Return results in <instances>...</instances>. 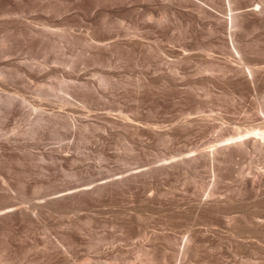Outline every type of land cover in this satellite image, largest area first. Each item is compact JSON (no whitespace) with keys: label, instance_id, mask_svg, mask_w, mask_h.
<instances>
[{"label":"rangeland","instance_id":"374dc122","mask_svg":"<svg viewBox=\"0 0 264 264\" xmlns=\"http://www.w3.org/2000/svg\"><path fill=\"white\" fill-rule=\"evenodd\" d=\"M234 2L224 5L222 0H192L188 9L179 6L176 20L154 26L142 20L143 11L163 15L166 10L143 0H133L126 8H113L112 0H0V207L5 208H0V264H144L143 248L153 254L156 264H264V239L260 241L263 245L256 239L249 244V239L235 241L226 214L205 213L195 204L212 192L222 200H244L246 204L237 207L240 210L244 205L242 211L230 214L236 215L232 226L239 231L255 228L257 234L263 233V225L256 228L248 219L264 205V197H260L264 195V157L257 153L237 156L216 170L223 178L219 184L213 169L203 161L190 167L168 165L184 156H194L220 139L221 126L231 127L225 131L232 133L234 127L242 129L263 122L259 111L264 73L259 83L251 85L242 76L227 72L226 61L235 66L238 63L222 45L224 34L212 31V26L218 23L215 19L227 18L230 7L245 10L264 0ZM49 4L52 12L42 8ZM54 8L60 12L54 14ZM201 9L209 14L200 13ZM118 18L123 22L121 29L114 23ZM106 21L115 24L111 30L103 28ZM48 22L53 33L71 28L82 40L63 44L64 49L57 45L63 49L60 52L56 48V52L49 51L52 44L49 48L47 43L36 45L27 35L28 28L33 24L42 28ZM87 31L107 42L126 43L131 37L137 43L126 45L113 57L82 55ZM239 38L249 47L248 62L264 66V22L249 26ZM148 46L161 48L164 54H153ZM207 67L213 69L212 73L205 70ZM102 77L108 79L106 87L98 84ZM3 80L9 83L6 87ZM11 97L13 105L3 102ZM39 109H45V113ZM36 114L44 119L47 116L48 121L34 125L38 124V120L33 121L38 118ZM186 122L190 125L185 127ZM216 126L219 128H213ZM256 173L261 174L257 176L260 181L253 178ZM245 180H257L254 192L245 190ZM257 190L262 193H255ZM241 193L245 195L239 196ZM257 198L263 200V205L255 209V202L261 201ZM228 213L232 212L228 209ZM190 226L194 240L185 257L178 251L183 243L178 237ZM254 241H258L256 245ZM174 255L185 259L182 262ZM246 257H251L252 263Z\"/></svg>","mask_w":264,"mask_h":264},{"label":"bare ground","instance_id":"6f19581e","mask_svg":"<svg viewBox=\"0 0 264 264\" xmlns=\"http://www.w3.org/2000/svg\"><path fill=\"white\" fill-rule=\"evenodd\" d=\"M79 2H88V1H91V0H78ZM111 1V0H110ZM191 1L192 0H143V2H150V3H152L155 7H158L159 6V8L161 7V8H164L166 11H165V13L163 14V15H156V13H154V12H150V11H147V9L145 10V11H143V14H142V20L145 22H149V23H151L152 25H154V26H160L162 23H171V22H173L174 20H176V14H177V12H178V8H179V6L181 7V8H185V7H187L186 9H188L190 6H189V4L191 3ZM223 1V4L225 5V4H227V5H233V4H235L236 2H234V0H222ZM98 1H95L94 3H95V6H96V4H98L97 3ZM132 2H133V0H112V4H110L113 8H115V6L117 7H120V8H126L127 6H130L131 4H132ZM111 3V2H110ZM92 4V3H91ZM98 6V5H97ZM117 7V8H118ZM42 8H45V10L47 11V12H52V5L51 4H49V5H46V6H43ZM243 8H241V7H230V9L228 10L229 11V13H228V15H227V18H224V19H219V18H217V19H215V21L216 22H218L217 24L215 23V25L214 26H212V31H214V32H216V33H223L224 35H223V43H222V45L228 50V53L230 54V56H232V57H234V59H235V61L238 63V65L237 66H235V65H231V63L229 62V61H226L225 62V68L227 69V72H229V73H232V75H234V76H242V78L245 80V82L247 81L248 83H250L251 85H254L255 83H256V81L257 80H259V77H260V75L262 76V73H264V66H261L260 64L259 65H256V64H252V63H250V62H248V58H247V56H248V53H249V47L248 46H244L243 45V43H242V41L240 40V34L241 33H244V31L249 27V26H251V25H255L256 23H260V22H264V2H256V3H254V4H252V5H250V6H248L247 7V9H245V10H242ZM9 10V9H8ZM53 10H55V11H53L54 12V14H57V13H55V12H57V11H59V10H57L56 11V9L54 8ZM20 11V10H19ZM19 11H17V13L19 12ZM60 12V11H59ZM65 12V11H64ZM68 11L66 10V13H67ZM3 13V12H2ZM12 13V12H11ZM16 13V12H15ZM200 13H202V14H207L208 12L205 10V9H201L200 10ZM4 14V13H3ZM23 14V13H22ZM209 14V13H208ZM9 15V14H8ZM20 15V14H19ZM5 16H6V14H5ZM55 16H57V15H55ZM59 16H60V13H59ZM209 16H211V17H214L212 14H210ZM249 16H253V18H254V20H253V18H252V20H250L249 19ZM9 17V16H8ZM7 17V18H8ZM19 17V16H18ZM21 17V16H20ZM250 17V18H251ZM215 18V17H214ZM21 19V18H20ZM119 19V18H118ZM116 20V19H114V20H116L114 23H116V24H118V25H122L123 24V22H121L120 21V19L119 20ZM9 20V19H8ZM112 20V19H111ZM3 21L4 20H2V23H3ZM12 21V20H11ZM22 22V21H21ZM26 23V22H25ZM44 23V22H43ZM10 23H8L7 24V26L9 25ZM12 24V23H11ZM38 24V23H37ZM42 24V23H41ZM49 22L47 23V24H42L43 25V27L42 28H39L38 27V25H37V27H36V25L35 24H33V27H27L28 29H30V30H28L29 32L27 33V35L29 34V38L31 39V41H33L34 43H36V45H37V43L39 44H41V43H47L46 45L48 46V47H46V48H49L51 45L50 44H52V46H53V48H51L50 47V49H49V51H51V49L53 50L54 48H56L57 49V52H60V50L62 49V48H60L61 47V45H62V47H63V49L65 48V46H63V44H65V45H73V44H76V41L78 40H82V38L81 37H79L78 38V34L76 33V32H74V30H72L71 28H68V30H65V31H63V32H60V31H58V32H60V33H58L57 31H56V33H53L51 30H49V28H51L52 27V25H51V27H49ZM1 25V24H0ZM4 25V24H3ZM22 25V24H21ZM26 25V24H25ZM25 25H23V26H25ZM35 25V26H34ZM115 25V24H114ZM114 25H113V22H108V21H106L104 24H103V28L105 29V30H111V28L112 27H114ZM117 25V26H118ZM2 26V25H1ZM12 26V25H11ZM116 26V27H117ZM119 26V27H120ZM15 27V26H14ZM17 27V26H16ZM20 26H18V28H19ZM7 28V27H6ZM9 28V27H8ZM21 28V27H20ZM25 28V27H24ZM23 28V29H24ZM121 28H123L122 26L120 27V29ZM124 28H125V25H124ZM3 29V28H2ZM2 29H1V31H2ZM23 29H22V31H23ZM114 29V28H113ZM116 29V28H115ZM6 30V29H5ZM11 30V29H10ZM17 30V29H16ZM9 31V30H8ZM19 31V30H18ZM21 31V32H22ZM24 32V31H23ZM27 32V30L25 31V33ZM55 32V31H54ZM10 33V31L7 33V34H9ZM14 33H16V32H14ZM20 33V32H19ZM87 34V36H85L86 38H84L83 39V41H84V44H83V48H81V53H83L82 55H89V56H94V57H97V56H101V55H111L112 57H113V55H116L117 53H118V51L121 49V48H123V47H125L126 45H130V44H134V43H137V40L136 39H131V37H130V39H128V41L126 42V43H123V41L122 42H120L119 40V42H117V41H114V42H107V41H105V40H99L98 39V37L97 38H95L94 37V33L93 32H91V31H87L86 32ZM93 33V34H92ZM18 34V33H17ZM21 34V33H20ZM1 35V34H0ZM11 35H12V33H11ZM10 35V36H11ZM14 35H16V34H14ZM22 35V34H21ZM24 35H26V34H24ZM24 35H22V36H24ZM129 35H131V33L129 34ZM5 36H6V34H5ZM18 36V35H17ZM22 36H20V37H22ZM134 36V35H133ZM7 37V36H6ZM15 37V36H14ZM14 37H12V39H14ZM1 38V37H0ZM16 38H18V37H16ZM24 38H26V37H24ZM21 39V38H20ZM1 40V39H0ZM2 40H4V39H2ZM24 40V43H25V39H23ZM23 40H20V41H18V42H21V41H23ZM28 40V39H27ZM5 41H6V39H5ZM4 41V42H5ZM8 41H10L9 39H8ZM3 42V41H2ZM13 42V41H12ZM9 42H7L6 44H8ZM14 43V42H13ZM12 43V44H13ZM30 43V42H29ZM34 43L32 44V46L34 45ZM3 44V43H2ZM6 44H4V45H6ZM20 44V43H19ZM27 44V43H26ZM25 44V45H26ZM22 46L24 45V44H21ZM20 45V46H21ZM24 45V46H25ZM30 45V44H29ZM29 45H28V47H29ZM45 45V46H46ZM50 45V46H49ZM57 45H60V47L58 46V48H57ZM14 46V45H13ZM21 46V47H22ZM2 47H4V46H2ZM7 47V46H6ZM16 48V47H15ZM17 48H19V46L17 47ZM10 49V48H9ZM11 49H12V47H11ZM10 49V50H11ZM14 49V48H13ZM12 49V51H14ZM23 49H25V48H23ZM56 49H54V51L56 50ZM60 49V50H59ZM62 49V50H63ZM5 50V49H4ZM7 50H8V47H7ZM6 50V51H7ZM26 50V49H25ZM47 50V49H46ZM147 50L149 51V52H151V53H153V54H156V55H162V54H164V50L163 49H161V48H158V47H152V46H148L147 47ZM15 51H17V50H15ZM14 51V52H15ZM1 52H2V48H1ZM56 52V51H55ZM62 52V51H61ZM3 53V52H2ZM16 53V52H15ZM23 53V52H22ZM73 54H74V52H73ZM28 55V54H27ZM30 55V54H29ZM28 55V56H29ZM9 56H10V54H9ZM14 56H16V55H14ZM28 56H25V57H28ZM6 57V56H5ZM7 58V57H6ZM11 58H12V56H11ZM18 58V57H17ZM32 57H31V55H30V59H31ZM9 59V58H8ZM15 59V58H14ZM13 59V60H14ZM22 59V58H21ZM29 59V60H30ZM12 60V59H11ZM11 61V62H14V61ZM8 61V60H7ZM10 61V60H9ZM19 61V60H18ZM24 61V60H23ZM22 63V62H21ZM24 63V62H23ZM29 63V62H28ZM32 63V61H30V64ZM214 64H215V62H213ZM10 64V63H9ZM18 64V63H17ZM67 64H69V63H66V64H64V65H67ZM212 64V62L210 63L209 62V65H211ZM5 65H6V63H5ZM8 65V64H7ZM11 65V64H10ZM24 65V64H23ZM29 65V64H28ZM27 65V66H28ZM1 66V65H0ZM13 67L15 66L14 64L12 65ZM17 66V65H16ZM25 66H26V64H25ZM24 66V67H25ZM5 67V66H4ZM11 67V66H10ZM209 67H211V66H209ZM209 67H207V68H205V70H210V69H212V68H209ZM214 67V66H213ZM14 68H16V67H14ZM29 68H31L30 66H29ZM32 68H33V66H32ZM31 68V69H32ZM9 69V68H8ZM21 69V68H20ZM31 69H29V70H31ZM13 70V69H12ZM34 70V69H33ZM205 70H203V71H205ZM213 70V69H212ZM1 71V70H0ZM4 71V70H3ZM17 71V70H16ZM15 71V72H16ZM19 71H22V70H19ZM25 71V70H24ZM27 71V70H26ZM35 71V70H34ZM29 72V71H28ZM210 72H211V70H210ZM1 73V72H0ZM10 73H11V71H10ZM212 73V72H211ZM25 74H27V73H25ZM29 74H30V72H29ZM28 74V77H29V79H30V75ZM24 75V74H23ZM9 76V75H8ZM17 76V75H16ZM20 76V75H19ZM25 76V75H24ZM22 77V76H21ZM1 78V77H0ZM5 78H7V77H5ZM17 78H19V77H17ZM32 78V77H31ZM263 78V77H262ZM8 79H9V77H8ZM260 79H261V77H260ZM1 80V79H0ZM10 80V79H9ZM19 80V79H18ZM244 80H242V81H244ZM5 80H3V82H4ZM25 81H27L26 79H25ZM24 81V82H25ZM31 81V80H30ZM99 81H101V83H99ZM98 81V84L99 85H102V87H103V85H105V87L107 86L106 84H109V83H107L108 82V79L105 77V78H101L100 80ZM1 82V81H0ZM23 82V81H22ZM244 82V83H245ZM258 83H259V81H257ZM17 83V82H16ZM20 83V82H19ZM64 82L62 81V83L61 84H63ZM247 83V84H248ZM9 84V83H8ZM8 84H5V82H4V86L5 85H8ZM15 84V83H14ZM22 85H23V83H21ZM138 85H140V84H138ZM11 86V85H10ZM28 86V85H27ZM62 86H64V85H62ZM66 86V85H65ZM80 86V85H79ZM79 86H78V88H79ZM86 87H89V86H87V85H85ZM85 86H83V88H85ZM142 86V85H141ZM256 87H257V85H255ZM6 87V86H5ZM24 87H26V85L24 86ZM61 87V86H60ZM93 87V86H92ZM92 87H89V88H92ZM143 87V86H142ZM252 87V86H251ZM2 88H3V86H2ZM10 88V87H9ZM16 88V87H15ZM38 88V87H37ZM59 88V87H58ZM65 88H67V87H65ZM69 88V87H68ZM71 88H73V87H71ZM75 88V87H74ZM80 88H82V87H80ZM93 88H97V87H93ZM101 88V87H100ZM140 88V87H139ZM255 88V87H254ZM17 89V88H16ZM29 89V88H28ZM40 88H38V90H39ZM46 89V88H45ZM4 90V89H3ZM8 90V89H7ZM12 90V89H11ZM18 90V89H17ZM16 90V91H17ZM19 90H21L20 88H19ZM30 90H32V89H30ZM29 90V91H30ZM34 90V89H33ZM42 90V89H41ZM40 90V92H42ZM55 90H57V92H58V89H55ZM61 90H63V88H61ZM8 91H10V90H8ZM14 91V90H13ZM22 91H25V90H22ZM45 91V90H44ZM52 91H54V88L52 89ZM64 91V90H63ZM36 92V91H35ZM47 92V94H48V92L49 91H46ZM3 93V92H2ZM5 93H6V91H5ZM11 93V92H10ZM24 93H26V92H24ZM65 93V92H64ZM71 93H73V92H71ZM18 94V93H17ZM27 94V93H26ZM39 94V93H38ZM41 94H43V92L41 93ZM51 94V93H50ZM20 95V94H19ZM70 95V94H69ZM72 95V94H71ZM261 95H263V97H262V105L260 106V111H259V113H262V115H263V122H261V123H259V124H252V125H249V126H247L246 128H242L241 129V127H234V128H232V130H233V132L232 133H230L229 131L230 130H228V131H225L226 129H230L231 127H229V128H227V125L225 126V128L223 127V126H221V129H220V133H223V131H224V133H226V134H220L219 133V135L220 136H218L220 139H217L216 141H214V142H212L211 144H209V146L208 147H204L205 149H203V150H200V151H197V153H196V155L195 154H193L194 156H191V155H189V156H191V157H189V156H187V157H183V158H181V159H179V160H177V161H173L172 163H169L168 165L170 166V164L172 165V167L174 168L175 166H173V165H182V166H189L190 167V165L191 164H193V163H199V161L201 162V161H203L204 163H206V164H208V166H210L211 167V169H213L212 171L214 172V180L216 179V183L217 184H219L220 182H222V176H221V174H219L220 172H216V170L218 169V168H221V166H223V165H226V164H228L229 162H231L232 160H234L237 156L239 157V156H241V155H247V154H256L257 156L259 155V156H261L262 155V157H264V94H261ZM1 96V95H0ZM42 96V95H41ZM48 96V95H47ZM46 96V97H47ZM2 97V96H1ZM16 97V96H15ZM22 98H24V97H22ZM26 98V97H25ZM24 98V99H25ZM6 99V98H5ZM18 99V98H17ZM30 100V99H29ZM44 100V99H43ZM42 100V98H41V101H43ZM64 100V99H63ZM68 100V99H67ZM0 101H2L1 99H0ZM8 101V102H7ZM10 101H13V99H12V97L10 98V100L8 99H6L5 101H3V102H6V104L7 105H10L11 106V104L13 105V102L11 103ZM27 101V100H26ZM31 101V100H30ZM66 101V100H65ZM65 101H64V103H65ZM70 101V100H69ZM9 102L11 103V104H9ZM19 102V101H18ZM27 103V102H26ZM25 103V104H26ZM33 103V102H32ZM20 104V103H19ZM30 104H31V102H30ZM4 105V104H3ZM35 105H37V104H35ZM41 105V104H40ZM62 106H64V105H62ZM15 107V106H14ZM23 107V106H22ZM258 107H259V105H258ZM258 107H257V109H258ZM32 108V107H31ZM40 108V107H39ZM40 110V109H39ZM45 109H43V111H44ZM27 111H29V110H27ZM34 111V110H33ZM41 112H43L42 110H40ZM48 111V110H47ZM61 111V110H60ZM3 112V111H2ZM40 112V113H41ZM51 112V111H50ZM65 112V111H64ZM64 112H62V115L63 114H66V112L64 113ZM18 113V112H17ZM17 113H16V115H17ZM22 113V112H21ZM44 113H45V111H44ZM51 113H53V112H51ZM54 113H55V111H54ZM58 113H60L59 111H58ZM43 116H45L43 113H41ZM13 115H15V114H13ZM37 115V114H36ZM39 115V116H38ZM36 117H38V118H35L36 120H33L34 122L35 121H37V123L38 124H34V125H41L42 124V122H45V121H48L47 119V116H46V118L44 119V117L43 116H40V114H38ZM55 115H56V113H55ZM62 115L61 116H59V117H62ZM70 116V115H69ZM3 117V116H2ZM15 117V116H14ZM42 117V118H41ZM49 117V116H48ZM59 117H57V118H59ZM67 117V116H66ZM70 118V117H69ZM64 119V118H63ZM74 119V118H73ZM204 119H207V118H203L202 120H204ZM25 120V119H24ZM44 120V121H43ZM201 120V119H200ZM199 120V121H200ZM202 120H201V122H202ZM208 120V119H207ZM207 120H204L205 122L207 121ZM29 121V120H28ZM53 121V120H52ZM56 121V120H55ZM58 121V120H57ZM126 121H127V119H126ZM33 122V123H34ZM39 122H41L40 124H39ZM61 122V121H60ZM59 122V123H60ZM73 122V121H72ZM125 122V121H124ZM196 122H198V121H196ZM200 122V123H201ZM3 123V122H2ZM36 123V122H35ZM195 123V122H194ZM199 123V122H198ZM197 123V124H198ZM202 123H204V122H202ZM65 124V123H64ZM196 124V123H195ZM4 125V124H3ZM59 125V124H58ZM70 125V124H69ZM126 125V124H125ZM125 125H124V127H125ZM129 125V124H128ZM190 125V122H186L185 124H183V126H189ZM199 125V124H198ZM44 126V125H43ZM130 126V125H129ZM82 127V126H81ZM218 126H216V127H213V128H217ZM49 128V127H48ZM59 128V127H58ZM219 128V127H218ZM1 129V128H0ZM32 129V128H31ZM45 129V128H44ZM215 129H212V130H215ZM2 130H3V128H2ZM79 130H80V128H79ZM231 130V131H232ZM36 131V130H35ZM30 132V131H29ZM41 132V131H40ZM57 132V131H56ZM216 132V131H215ZM219 132V131H218ZM228 132H229V134H228ZM12 133V132H11ZM14 133V132H13ZM19 133V132H18ZM18 133H16L17 135H18ZM47 133V132H46ZM45 133V134H46ZM8 134V133H7ZM24 134V133H23ZM22 134V135H23ZM43 134V133H42ZM13 135V134H12ZM34 135V134H33ZM25 136V135H24ZM47 136V135H46ZM20 137H22V136H20ZM44 137H45V135H44ZM169 138V137H168ZM167 138V139H168ZM23 139V138H22ZM166 139V138H165ZM5 140V139H4ZM24 140V139H23ZM169 140V139H168ZM17 141V140H16ZM15 141V142H16ZM20 142V141H19ZM23 142V141H22ZM15 144H17V143H15ZM21 144V143H20ZM24 144V143H23ZM6 145V147H7V144H5ZM16 146V145H15ZM11 148V147H10ZM6 149H8V147L6 148ZM10 151V150H9ZM192 153V152H191ZM42 155V154H41ZM4 156V155H3ZM6 156V155H5ZM44 157V156H43ZM261 157V158H262ZM45 158H47V157H45ZM179 158V157H178ZM45 160V159H44ZM2 161V160H1ZM263 161V160H262ZM2 164V163H1ZM187 164V165H186ZM165 165V164H164ZM167 164H166V166H168ZM165 166V167H166ZM168 166V168H170ZM176 166V167H177ZM192 166V165H191ZM2 167V166H1ZM171 167V168H172ZM183 167V168H184ZM197 167V166H196ZM263 167V166H262ZM178 168V167H177ZM180 168H182V167H180ZM182 168V169H183ZM194 168V167H193ZM192 168V169H193ZM264 168V167H263ZM3 169V168H2ZM179 169V168H178ZM185 169H187V168H185ZM189 169V168H188ZM191 169V168H190ZM260 170V169H259ZM259 170H256V171H259ZM262 170V169H261ZM2 171V170H1ZM17 171V170H16ZM181 171V170H180ZM218 171H219V169H218ZM148 172L150 173L151 171H147L146 172V174H148ZM244 172V171H243ZM253 172H255V171H253ZM264 172V171H263ZM13 173V172H12ZM184 173H185V171H184ZM251 173V172H250ZM3 174H5V172L3 173ZM7 174V173H6ZM143 174H144V172H143ZM241 174V173H240ZM260 173H256L255 174V177L253 176V178H255V179H260L259 177H257L258 175H259ZM13 175V174H12ZM244 175V174H243ZM261 175V174H260ZM1 176V175H0ZM3 176V175H2ZM6 176V175H5ZM11 177V176H10ZM1 178V177H0ZM4 178V177H3ZM9 178V177H8ZM12 178V177H11ZM10 178V179H11ZM244 178H245V176H244ZM5 179V178H4ZM6 179H7V177H6ZM13 179H14V177H13ZM252 179V178H251ZM250 179V180H251ZM254 179V180H255ZM1 180V179H0ZM9 180V179H8ZM7 180V181H8ZM192 180V179H191ZM253 180V179H252ZM256 180V181H257ZM3 181H6V180H3ZM3 181L1 182V183H3ZM10 181V180H9ZM9 181H8V183H9ZM246 181V180H245ZM256 181H246L245 183H246V189L245 190H249V191H251L252 192V190L253 189H255L256 190V188H254L256 185H255V182ZM258 181H260V180H258ZM215 182V181H214ZM7 183V182H6ZM11 184L13 183V182H10ZM16 183V182H15ZM14 183V184H15ZM244 183V182H243ZM195 185V184H194ZM16 186V185H15ZM82 186V185H81ZM87 186V185H86ZM195 186H197V184L195 185ZM195 186H194V189H196L195 188ZM260 186V185H259ZM14 187V186H13ZM257 187V186H256ZM11 188V187H10ZM73 188V187H72ZM77 188V187H76ZM199 190L201 189V188H199V187H197ZM240 188H241V186H240ZM16 189V188H15ZM15 189H13V190H15ZM18 189V188H17ZM68 189H71V188H68ZM261 189H264V188H261ZM72 190V189H71ZM81 190H83V188L81 189ZM199 190H197V191H199ZM202 190V189H201ZM204 190V189H203ZM214 190V189H213ZM242 190H244V189H242ZM244 190V191H245ZM255 190H253V192L255 191ZM196 191V190H195ZM194 191V192H195ZM237 191H238V189H237ZM244 191H242V192H244ZM55 192V191H54ZM66 192V191H65ZM194 192L192 193V194H194ZM200 192V191H199ZM198 192V193H199ZM202 192V191H201ZM200 192V193H201ZM239 192H241V191H239ZM239 192H237L238 194H239ZM246 192H248V191H246ZM52 192H50V194H51ZM57 193V192H56ZM60 193H61V191H60ZM197 193V192H196ZM197 193V194H198ZM255 193H257V194H259V193H262V192H258V190H257V192H255ZM58 194H59V192H58ZM66 194H67V192H66ZM216 194H217V192H212L210 195H209V193H208V195L209 196H207L205 199H202V200H200L199 201V198H198V202H196L197 201V198H195L196 200H195V204H197L196 205V207H198L197 209H205V213H207L206 211H213V213H215V212H218V213H224V214H226L225 215V217H226V221H227V226L229 227L228 229L231 231L230 232V234H232V236L234 237V240L236 241V240H244V239H249L248 240V244H249V241L251 240V241H253L254 239H256V240H258L259 241V245L261 244V245H263V243H260V241L262 242L263 241V239H264V231L263 230H259V231H263V235H260V234H257L256 232V230H255V228H253V230L251 231V229L250 230H246L245 228V230L244 231H239V230H241V229H236V225H234V227L232 226V224L233 223H231V220H233V218L236 216H234V217H230V214H231V216L234 214V213H240V210H241V208L246 204V203H244V200H243V202H242V200L241 199H238V200H235V199H228V200H222L221 199V197L220 198H218L217 196H216ZM238 194H237V196H238ZM256 194V195H257ZM262 194H264V192L262 193ZM62 195V194H61ZM201 195V194H200ZM200 195L198 194V197H200ZM242 195H245L244 193L242 194L241 193V195H239V196H242ZM49 196V195H48ZM52 196V195H51ZM64 196V195H63ZM68 196V195H67ZM194 196H196V195H194ZM204 196V195H203ZM203 196H202V198H203ZM236 196V197H237ZM259 196V195H258ZM46 197V196H45ZM44 197V198H45ZM251 197H253V196H251ZM260 197H264V195L262 196V195H260ZM48 198V197H47ZM58 198V197H57ZM66 198V197H65ZM201 198V197H200ZM245 198V197H244ZM256 198V197H255ZM54 199V198H53ZM61 199H62V197H61ZM243 199V198H242ZM251 199H253L254 200V198H251ZM258 200L260 199V198H257ZM246 200H248V199H246ZM252 200V201H253ZM261 201L259 202V201H254L256 204L254 205L253 204V202H251L249 205H251V208L253 207L252 205H254V207L253 208H258V207H260L261 205H263V200H264V198H263V200L262 199H260ZM13 201V200H12ZM57 201V200H56ZM191 201H193V200H191ZM249 201H251L250 199H249ZM52 202V201H51ZM50 202V203H51ZM258 202V203H257ZM47 203V202H46ZM188 203L190 204V201H188ZM187 203V204H188ZM194 203V202H193ZM242 203H244V205H242V207L240 208V210H237V207H239L238 205L240 204V206H241V204ZM248 203V202H247ZM259 203H262V204H259ZM10 204H11V202H10ZM15 204V203H14ZM14 204H12V205H10L11 207H13V205ZM7 205V204H6ZM8 205H9V203H8ZM16 205V204H15ZM14 205V206H15ZM221 205L222 206H224V208L223 207H221ZM259 205V206H258ZM35 206V205H34ZM175 206V205H174ZM174 206H173V209H174ZM190 206V205H189ZM192 207H193V205H191ZM195 206V205H194ZM5 207V206H4ZM37 207V206H36ZM178 207V206H177ZM177 207H176V209H177ZM248 207H250V206H248ZM263 207H264V205H263ZM263 207H261L262 209H264ZM1 208V207H0ZM7 208V207H6ZM55 208H57V206L55 207ZM255 208V209H256ZM261 208H258V210H260L261 212L262 211H264V210H261ZM3 209V207L1 208V211H3L2 210ZM7 209H9V208H7ZM38 209V208H37ZM175 209V210H176ZM189 209H190V207H189ZM188 209V210H189ZM193 210L195 209V207L194 208H192ZM228 209H229V212H232V213H228V216L231 218L230 220H228L229 218H228V216H227V212H228ZM239 209V208H238ZM244 209H245V207H244ZM30 210H32V209H30ZM246 210V209H245ZM248 210V209H247ZM251 210V209H250ZM258 210L256 209L255 210V213H254V211H253V216H251L252 218L250 219V217H249V219H248V221H249V223H250V225H253V226H256V228H259V227H261L262 228V226H260V225H263L264 226V214H263V212L260 214L259 212H258ZM0 211V212H1ZM5 211V210H4ZM33 211V210H32ZM31 211V212H32ZM242 211V210H241ZM244 211V210H243ZM252 211V210H251ZM258 213H257V212ZM194 212V211H193ZM192 212V213H193ZM197 212H199V210H197ZM197 212H194V213H197ZM246 212V211H245ZM192 213H190V214H192ZM242 214H243V212H241ZM198 214V213H197ZM197 214H195L196 216H197ZM215 214H217V213H215ZM6 215H7V213H6ZM194 215V214H193ZM202 215V214H201ZM201 215H200V217H201ZM213 215V214H212ZM240 215V214H239ZM239 215H238V217H239ZM248 215L250 216V214L248 213ZM205 216H206V214H205ZM223 216V215H222ZM195 217V216H194ZM220 217V216H219ZM224 217V216H223ZM237 217V218H238ZM247 217V216H246ZM237 218H235L234 220H236ZM197 219H199L198 218V216H197ZM201 219H203V217L202 218H200V221H201ZM196 220V219H195ZM250 220H251V222H250ZM196 221H198V220H196ZM237 221V220H236ZM204 222V221H203ZM247 222V221H246ZM208 223V222H207ZM223 223V222H222ZM234 223H235V221H234ZM192 224V223H191ZM198 224V226L197 227H199V223L197 222L196 223V225ZM206 224V223H205ZM213 224V223H212ZM218 224H219V222H218ZM221 224V223H220ZM219 224V225H220ZM202 225V224H201ZM211 225V224H210ZM214 225V224H213ZM215 225H217V224H215ZM218 225V226H219ZM223 225H224V223H223ZM223 225L221 226V228L222 229H224L223 228ZM225 225H226V222H225ZM193 226V225H192ZM192 226H190L187 230H186V232L183 234V232L181 233V234H183L182 236H180V237H178V238H180V240L181 241H183V243H182V245H179V246H181V249L180 250H178V249H175V250H178L179 252L181 251V253L183 254L182 256H185V254L187 253V251H189L188 249V247H189V245H190V243L194 240L193 239V232H192ZM206 226V225H205ZM231 226L233 227V228H231ZM247 226H248V223H247ZM246 226V228H248ZM253 226H250V227H253ZM258 226V227H257ZM188 227V226H187ZM193 227H195V226H193ZM213 227V226H212ZM217 227V226H216ZM202 228V227H201ZM208 228V227H207ZM207 228H205V229H207ZM215 228V227H214ZM218 228L219 227H217V230H218ZM226 228V227H225ZM209 229V228H208ZM211 229V228H210ZM213 229V228H212ZM212 229L210 230L211 232H213L212 231ZM222 229H221V231H222ZM227 229V230H228ZM172 230V229H171ZM195 230V229H194ZM193 230V231H194ZM196 230H200L199 228L197 229L196 228ZM195 230V231H196ZM238 230V231H237ZM258 230V229H257ZM209 231V230H208ZM219 231V230H218ZM254 231H256V232H254ZM200 232V231H199ZM207 232V231H206ZM217 232V231H216ZM224 232H227V231H224ZM210 233V232H209ZM209 233H208V235H209ZM214 234H215V231L213 232ZM219 233H220V231H219ZM222 233V232H221ZM202 234H204V233H202ZM206 234V233H205ZM213 234V235H214ZM222 234H224V233H222ZM226 234V233H225ZM229 234V235H230ZM198 235H201V234H198ZM217 235V234H216ZM216 235H215V237H216ZM227 235H228V233H227ZM226 235V236H227ZM228 235V236H229ZM176 236V235H175ZM197 236V235H196ZM204 237H207V235L205 236V235H203ZM220 236V235H219ZM225 236V237H226ZM228 236H227V238H228ZM231 236V235H230ZM176 237V238H177ZM203 237V238H204ZM218 237V236H217ZM222 237V236H221ZM182 238V239H181ZM207 238H209V237H207ZM206 239V238H205ZM231 239H233L232 237H231ZM231 239H229V240H231ZM176 240V239H175ZM178 240V239H177ZM176 240V241H177ZM180 240L178 241V242H180ZM204 240V239H203ZM207 240V239H206ZM242 240V241H243ZM255 240V241H256ZM255 241H254V244L256 245V243L258 242H256L255 243ZM207 242V241H206ZM231 242H233L232 240H231ZM264 242V241H263ZM235 243V242H234ZM237 243V242H236ZM245 243V242H244ZM252 244V243H251ZM258 244H257V246H258ZM177 246H178V244H177ZM254 246V245H253ZM255 248V247H254ZM258 248V247H257ZM260 248H262L261 246H260ZM178 252V254H180ZM199 254V253H198ZM175 256V255H174ZM177 256L178 255H176L175 256V258L174 259H179V258H177ZM180 256V255H179ZM182 256H180L181 258H182ZM185 257H187V256H185ZM180 258V259H181ZM245 258V257H244ZM244 258H242V259H244ZM247 258V257H246ZM251 258V257H250ZM249 258V259H250ZM179 259V260H180ZM183 259H185L184 257H183ZM182 259V260H183ZM195 259V258H194ZM241 259V260H242ZM248 258H247V261L249 260ZM253 259V258H252ZM251 259V260H252ZM182 260H180V261H182ZM189 260H190V258H189ZM188 260V261H189ZM192 260H193V258H192ZM202 260V259H201ZM200 260V261H201ZM246 260V259H245ZM256 260V259H255ZM254 260V261H255ZM176 263H177V260H174ZM185 261V260H184ZM195 261V260H194ZM198 261V260H197ZM196 261V262H197ZM208 261V260H207ZM206 261V262H207ZM253 261V260H252ZM252 261L250 262V260L248 261V263L250 262V263H252ZM259 261V260H258ZM257 261V262H258ZM183 262V261H182ZM186 262H187V259H186ZM199 262V261H198ZM202 262V261H201ZM203 262H204V260H203ZM205 262V263H206ZM246 262V261H245ZM260 263H261V261H259ZM258 262V263H259ZM143 263L144 264H156L157 262H155V259H154V256H153V254L151 253V252H149L148 250H146V249H144L143 248ZM181 263V262H180ZM179 263V264H180ZM263 263H264V261H263ZM189 264H190V262H189ZM192 264H194V263H192Z\"/></svg>","mask_w":264,"mask_h":264}]
</instances>
